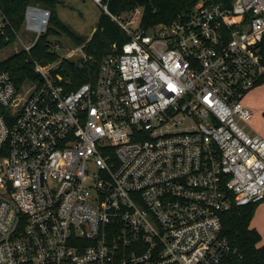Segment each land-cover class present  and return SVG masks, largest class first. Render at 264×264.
<instances>
[{"label": "built area", "instance_id": "obj_1", "mask_svg": "<svg viewBox=\"0 0 264 264\" xmlns=\"http://www.w3.org/2000/svg\"><path fill=\"white\" fill-rule=\"evenodd\" d=\"M92 1L128 37L95 79L72 89L59 61L21 86L0 71V264H231L222 213L264 201L242 103L264 84V0H197L148 28ZM49 19L28 5L22 28ZM20 31L0 15V41L29 52Z\"/></svg>", "mask_w": 264, "mask_h": 264}, {"label": "trees", "instance_id": "obj_2", "mask_svg": "<svg viewBox=\"0 0 264 264\" xmlns=\"http://www.w3.org/2000/svg\"><path fill=\"white\" fill-rule=\"evenodd\" d=\"M197 0H102L107 10L114 16L141 9L140 24L148 28L157 23H169L179 15L187 14ZM65 4L64 0H0V15L9 27L19 31L23 25L24 12L28 5H38L50 11L46 32L40 35L29 52L20 50L0 62V71L10 74L13 82L21 86L27 81L39 79L34 72V62L47 65L59 61L53 74L57 73L69 80L70 88L97 76L102 60L120 51L122 44L128 40L119 25L102 10L99 22L89 37L75 35L60 19L56 10ZM64 33L76 46L83 45L88 60L84 63L73 59L59 58L54 47L58 42L50 41L51 36ZM0 41V49L13 43ZM256 204L235 206L222 213L224 235L230 245L237 249V257L231 264H264V243L260 233L250 227Z\"/></svg>", "mask_w": 264, "mask_h": 264}, {"label": "rangeland", "instance_id": "obj_3", "mask_svg": "<svg viewBox=\"0 0 264 264\" xmlns=\"http://www.w3.org/2000/svg\"><path fill=\"white\" fill-rule=\"evenodd\" d=\"M64 2L65 4L56 10L57 18L75 35L89 37L99 22L103 8L96 5L92 0H64ZM20 30L23 44L32 43L38 36L37 33L24 28ZM50 41L58 42L54 49L60 59L64 58L75 47L73 41L62 32L60 36H51ZM21 48L20 43H12L1 48L0 62L13 53L20 51ZM242 103L253 112V117L247 122L245 130L259 133L264 138V84L248 92L243 97ZM250 227L255 228L260 233L261 242L264 243V201L255 205Z\"/></svg>", "mask_w": 264, "mask_h": 264}, {"label": "crops", "instance_id": "obj_4", "mask_svg": "<svg viewBox=\"0 0 264 264\" xmlns=\"http://www.w3.org/2000/svg\"><path fill=\"white\" fill-rule=\"evenodd\" d=\"M253 117V116H252Z\"/></svg>", "mask_w": 264, "mask_h": 264}]
</instances>
